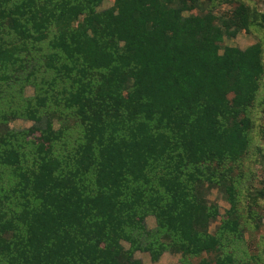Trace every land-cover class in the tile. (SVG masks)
Wrapping results in <instances>:
<instances>
[{
	"label": "trees",
	"instance_id": "trees-1",
	"mask_svg": "<svg viewBox=\"0 0 264 264\" xmlns=\"http://www.w3.org/2000/svg\"><path fill=\"white\" fill-rule=\"evenodd\" d=\"M103 1L0 0V264H264L245 238L263 227L264 184L244 199L235 169L261 49L222 47L264 13ZM212 189L229 205L216 235Z\"/></svg>",
	"mask_w": 264,
	"mask_h": 264
},
{
	"label": "rangeland",
	"instance_id": "rangeland-1",
	"mask_svg": "<svg viewBox=\"0 0 264 264\" xmlns=\"http://www.w3.org/2000/svg\"><path fill=\"white\" fill-rule=\"evenodd\" d=\"M114 0H104L98 11H103L110 8L113 5ZM203 8L214 13L215 16L220 17L224 13H230L234 10L239 3H243L258 13H264V0H199ZM187 15V14H185ZM260 20V19H259ZM250 19V24L247 29H243L232 39H224L222 47H237L244 50L245 48L258 44L261 49V59L264 65V28H260L259 25H254L252 21L260 23V21ZM221 53V52H220ZM34 95L33 87H25L23 90L24 98H31ZM250 126H249V138L250 145L244 154L243 160L236 165V173L239 178L242 179L240 182L241 195L246 199L247 190L250 188H261L264 184V74L260 80V88L255 101L248 111ZM72 121V122H69ZM70 123L72 127H75L74 120H66V122H59L55 120L53 128L56 130L59 127ZM33 125L32 122L24 119H15L7 125L11 131L27 130ZM69 130H67L68 132ZM70 138H74L72 132H68ZM67 133V134H68ZM77 138V137H75ZM74 138V139H75ZM73 140V139H72ZM75 142L71 145L75 146ZM70 148L72 146H69ZM60 150L63 147L59 146ZM207 200L211 204H215L218 207L220 216L208 226V233L210 235H216L218 226L221 224V217L225 214V211L229 208L228 203L224 200L222 195L215 189H212L206 194ZM239 195L237 196V200ZM262 214L263 227L250 235L249 231L245 233V238H249V248L254 253V256L260 254V250L263 251L264 245L259 247V235H264V199L261 200L260 207L258 208ZM145 225L148 230H152L156 226L154 217L148 216L145 219ZM125 248H128L126 243H123ZM249 251V249H248ZM135 258L141 261V264H183L181 256L179 254H173L165 252L161 255L157 262H152L147 253L136 252ZM203 256H206L205 254ZM200 260V258H199ZM192 263L198 261L197 258H191Z\"/></svg>",
	"mask_w": 264,
	"mask_h": 264
}]
</instances>
